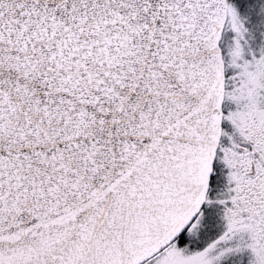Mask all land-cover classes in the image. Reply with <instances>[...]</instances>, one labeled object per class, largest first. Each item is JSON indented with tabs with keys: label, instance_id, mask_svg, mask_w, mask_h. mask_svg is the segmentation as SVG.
<instances>
[{
	"label": "snow or ice",
	"instance_id": "1",
	"mask_svg": "<svg viewBox=\"0 0 264 264\" xmlns=\"http://www.w3.org/2000/svg\"><path fill=\"white\" fill-rule=\"evenodd\" d=\"M0 264H264V0H0Z\"/></svg>",
	"mask_w": 264,
	"mask_h": 264
}]
</instances>
